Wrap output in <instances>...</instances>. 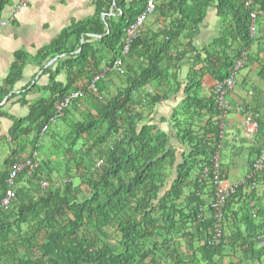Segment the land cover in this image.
<instances>
[{
  "label": "trees",
  "instance_id": "trees-1",
  "mask_svg": "<svg viewBox=\"0 0 264 264\" xmlns=\"http://www.w3.org/2000/svg\"><path fill=\"white\" fill-rule=\"evenodd\" d=\"M250 1L160 0L165 26L141 31L127 55L126 29L148 0H131L128 11L119 0L99 1L93 18L64 30L34 58L49 82L21 92L29 108L22 118L2 105L28 64L27 55L16 54L0 89V119L12 121L0 141V203L18 164L37 154L39 167L17 175L16 197L0 210V264H264V173L228 200L217 246L209 245L216 219L205 199L214 201L216 170L229 178L222 153L232 112L258 115L259 131L248 137L249 172L264 150L262 102L255 108L239 98L234 106L230 91L224 109L205 83L207 76L222 82L238 62L256 59L252 15L263 23L264 0ZM9 4L0 0V19ZM213 7L223 31L200 49L194 39ZM116 9L122 14L110 17ZM56 57V67H46ZM259 75L264 81V67ZM34 92L40 97L27 101ZM180 92L171 119L175 147L153 122L155 109ZM73 93L79 98L59 113Z\"/></svg>",
  "mask_w": 264,
  "mask_h": 264
},
{
  "label": "crops",
  "instance_id": "crops-1",
  "mask_svg": "<svg viewBox=\"0 0 264 264\" xmlns=\"http://www.w3.org/2000/svg\"><path fill=\"white\" fill-rule=\"evenodd\" d=\"M99 1L105 0H29L26 8L21 11H17L16 5L20 2V0H10V4L4 9L0 19V23L3 24L0 25V89L6 86V79L11 72V66H13L16 61L17 53L27 55L28 64L23 68L24 71L22 79L14 85L11 93L4 100V103L2 104L3 111L17 118L27 116L29 108L21 105V92L30 85L33 86L36 84L38 86H46L49 82L48 75L45 74L44 70L42 71L40 66L35 63L34 58L40 50L50 46L64 30L70 28L74 24L93 18L97 13V4ZM119 1L123 3L125 11H128L131 0ZM116 11L117 13L115 14L112 10L109 14L110 17L116 18L119 12L118 9H116ZM121 14L122 13L119 15ZM153 16L155 17V22L160 25V28L157 26L151 28H149V26H145L144 31L150 32L151 30L157 32L164 26L163 20L159 21L160 17L158 13ZM104 18L105 15L103 14V19ZM220 21L217 9L215 7L209 8L203 23L199 26V32L194 39V45L203 49L218 38L223 31ZM96 38L98 37L94 36L92 43H96ZM256 38H258V41L251 48V51L256 55V59L254 61L248 60L249 62L245 64L244 69H246L247 72L244 76H241L240 81H238L240 74L236 77L235 88L242 86L241 90L243 93H248V97H244L240 90L238 91L234 88L232 96L228 98V101L234 104V106H236V104L239 105L236 102L239 98H244L248 104H252L255 108L259 106V103L257 104L252 102V96H254V94L252 93V90L247 92L246 86H248L247 82H251L254 78L262 80L259 73L264 67V19L263 23L259 22L257 24ZM71 42L72 40L70 43ZM58 59L59 57H56L51 60L46 67H56ZM189 72V61H184L180 65L179 71L180 81L182 83H186ZM59 80L64 82L65 75H61ZM205 81L208 90L214 87L215 83L211 77L207 76ZM253 88L255 89L256 87L254 86ZM39 97L40 95L37 92H34L28 95L27 101L32 102L37 100ZM183 99V93L180 92L172 99L158 106L154 112L153 123L156 124L162 131L170 135V138H172V144L175 145V147H179V144L176 139L171 119L174 110L180 107ZM257 100L262 102V104H260L262 108L261 113H264V97H259ZM232 114L238 115L237 111L232 112ZM238 116L240 120L236 122L230 120L228 121L229 125L227 124L228 129L223 148L224 156L222 157L226 159L225 162L227 163L229 159L236 158V155H239L240 157L242 156V153L246 154L247 159L245 160V163H247L249 168V154L251 147L254 146V142H251L249 138H246V135L244 136L242 134L244 128V117L241 114ZM11 125L12 121L10 119H0V141L8 136ZM178 151L181 152L182 150L179 149ZM228 164L230 166V162ZM233 167L236 168L237 165L235 164ZM231 168L232 167L229 169V178L227 181H230L231 174H233L234 178H236L235 171H232ZM248 173L249 169L247 174ZM240 180L241 179L238 180L236 178L234 182L230 183L236 184L239 183ZM205 199L207 201V205L212 203V199L209 200L208 196H206Z\"/></svg>",
  "mask_w": 264,
  "mask_h": 264
},
{
  "label": "built area",
  "instance_id": "built-area-1",
  "mask_svg": "<svg viewBox=\"0 0 264 264\" xmlns=\"http://www.w3.org/2000/svg\"><path fill=\"white\" fill-rule=\"evenodd\" d=\"M29 0H22L16 5V10L21 11L22 9L27 7ZM156 2L157 0H148V4L146 6L145 11L138 16L136 21L131 24L127 29V38L124 42L123 46V54H129L131 50V46L134 43V40L139 36L141 30L144 28V25L148 19V17L154 13L156 10ZM252 4V0L247 4ZM257 18V15H252L253 25L251 27L252 36L255 34L256 28L254 22ZM0 25H3L0 23ZM121 61H117L115 64V68H120ZM244 68V64L242 61L238 62L232 72V75L222 82H218L214 86V93L218 96V103L222 108H227L225 105V101L227 99V95L230 91H232L236 86V77L238 73ZM100 77L96 78V81L99 80ZM92 88L95 89V85H92ZM80 96V93H73L70 97H68L61 105L58 106V112L62 113V111L71 103L73 100H77ZM254 113H250L251 116L244 117V130L246 137L254 136L259 131V124L256 121L258 115H253ZM256 119V120H255ZM37 154H34L32 159H28L25 162L18 164L15 167V170L12 171L10 177L7 179V192L5 198L0 203V210L4 207H8L13 199L16 197L15 192V183L17 181V175L22 173L24 170L32 175V172L39 167L38 161L35 159ZM218 160V159H217ZM100 165V164H99ZM219 164H216V169H218ZM264 173V150L260 152V154L255 158L253 162V166L251 171L247 174V176L241 180L239 183L231 184L229 181L222 179L221 174L218 170H216L214 175V201L211 203V209L213 210V215L216 219V223L214 224V233L213 237L209 240V245L217 246L221 243L222 232H223V224L222 220L224 219V210L228 203V200L237 192L239 187L243 184H246L248 180L253 179L257 175H261ZM44 187H47L48 184H43ZM252 188H256L255 184H253Z\"/></svg>",
  "mask_w": 264,
  "mask_h": 264
},
{
  "label": "rangeland",
  "instance_id": "rangeland-1",
  "mask_svg": "<svg viewBox=\"0 0 264 264\" xmlns=\"http://www.w3.org/2000/svg\"><path fill=\"white\" fill-rule=\"evenodd\" d=\"M155 17L154 16H150L149 18H148V20H147V22H146V26H149V28H151V27H155V26H157V27H159L160 25L158 24V23H156L155 22V19H154ZM166 23V22H165ZM165 23H163V24H165ZM168 24H166V26H167ZM165 26V25H164ZM163 26V27H164ZM259 26H260V24H259ZM162 27V28H163ZM160 28V27H159ZM247 72V70L246 69H244V70H241L240 72H239V77H238V81H240V78H241V76H244V74ZM214 83H216V82H214ZM247 84H248V86H246V90H247V92H249L250 90H252V93L254 94V98H252V102H257L258 100V98L259 97H261V98H263L264 97V81L263 80H258L257 78H254L253 80H251V82H247ZM215 85V84H214ZM256 87L255 89L253 88V87ZM242 89V86H239V87H236L235 88V90H240V92H241V94H243L244 95V97H248V93H243V91L241 90ZM237 94V93H236ZM240 94V93H239ZM239 115V114H238ZM237 114H232L231 116H229V118H228V121L230 120V121H238V120H240L239 119V116H238ZM242 134L245 136V130H244V128H243V132H242ZM6 145H3L2 147H1V150L3 151L4 149V147H5ZM237 152V151H236ZM222 156H224L223 155V153H222ZM236 158H233V159H229L228 161H227V163H229L230 162V167H232L231 169H232V171L234 170L235 171V174H236V178L239 180V179H241V180H243L246 176H247V172H248V165H247V163H245L246 161V159H247V155L246 154H243L242 153V156H240L239 157V155H236L235 156ZM237 165V167L236 168H234L233 166L235 165V164ZM230 181L229 182H234L235 181V179L236 178H234V175L233 174H231V176H230ZM240 180V181H241ZM237 181V180H236ZM239 181V182H240ZM263 190V189H262ZM259 191H261V189L259 188L258 189V191H257V193L259 192Z\"/></svg>",
  "mask_w": 264,
  "mask_h": 264
},
{
  "label": "clouds",
  "instance_id": "clouds-1",
  "mask_svg": "<svg viewBox=\"0 0 264 264\" xmlns=\"http://www.w3.org/2000/svg\"><path fill=\"white\" fill-rule=\"evenodd\" d=\"M159 2H160V0H157V2H156V9H157V6H158ZM250 5H251V4H250ZM145 9H146V8H145ZM144 11H145V10H144ZM144 11H143V12H144ZM143 12H142V13H143ZM142 13H141V14H142ZM156 13H157V12H156V10H155L154 13H152L150 16H153V15H155ZM141 14H139V15H141ZM139 15H138V16H139ZM150 16H149V17H150ZM149 17H148V18H149ZM137 18H138V17H137ZM137 18H136V19H137ZM147 20H148V19H147ZM135 21H136V20H135ZM256 21H257V18H256V20H255V22H254L255 28H256V30H257V23H256ZM146 22H147V21H146ZM252 25H253V22H252ZM145 26H146V23H145V25H144V28H143L141 31H144ZM251 27H252V26H251ZM254 36L256 37V31H255V34L253 35V37H254ZM244 67H245V65H244ZM243 69H244V68H243ZM243 69H242V70H243ZM238 74H239V73H238ZM215 84H216V83H215ZM214 86H215V85H214ZM233 90H234V89H233ZM233 90H232V91H233ZM227 98H228V96H227ZM247 138H248V137H247Z\"/></svg>",
  "mask_w": 264,
  "mask_h": 264
},
{
  "label": "bare ground",
  "instance_id": "bare-ground-1",
  "mask_svg": "<svg viewBox=\"0 0 264 264\" xmlns=\"http://www.w3.org/2000/svg\"><path fill=\"white\" fill-rule=\"evenodd\" d=\"M20 1H22V0H20Z\"/></svg>",
  "mask_w": 264,
  "mask_h": 264
}]
</instances>
